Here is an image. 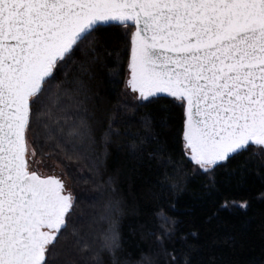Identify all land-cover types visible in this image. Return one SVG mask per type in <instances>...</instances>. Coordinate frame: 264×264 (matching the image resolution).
Here are the masks:
<instances>
[{
    "label": "snow or ice",
    "instance_id": "obj_1",
    "mask_svg": "<svg viewBox=\"0 0 264 264\" xmlns=\"http://www.w3.org/2000/svg\"><path fill=\"white\" fill-rule=\"evenodd\" d=\"M106 28L124 29L125 89L138 94L135 100L167 97L183 110L179 141L194 171L211 177L252 148L251 159L264 162V0H0V264H103L105 253L118 264L110 218L101 215L97 223L107 227L90 238L73 218L77 197L65 180L30 163L45 147L58 149L44 155L61 163L90 153L93 114L81 99V75L69 80V68L78 63L88 73L101 44L93 34ZM142 122L151 127L150 118ZM115 123L110 117L105 141L120 134ZM152 144L149 158L162 155L152 134L133 137L129 154L142 159ZM64 166L83 178L71 163ZM159 220L162 242L175 222L163 211ZM179 261L173 255L170 264ZM139 264L156 261L149 254ZM184 264H192L190 256Z\"/></svg>",
    "mask_w": 264,
    "mask_h": 264
},
{
    "label": "trees",
    "instance_id": "obj_2",
    "mask_svg": "<svg viewBox=\"0 0 264 264\" xmlns=\"http://www.w3.org/2000/svg\"><path fill=\"white\" fill-rule=\"evenodd\" d=\"M123 33V28L94 33L93 37L101 41L98 59L88 62L87 74L80 73L78 63L69 68V80L81 75V99L93 114L89 122L96 139L90 153L61 163L59 156L44 155L58 149H37V157L61 166L77 197L73 212L77 227L98 240L101 227L107 223L101 226L97 221L101 215L108 216L119 238L118 264H139L149 254L156 264H170L173 255L180 257L179 264H184L186 256L191 257L192 264H208L212 258L223 264H264V162L259 157L251 159L256 151L252 148L217 167L211 177L194 171L179 141L183 110L174 107L171 98L137 102L124 90L128 56ZM73 59L80 62L81 54L77 52ZM116 72L119 74L114 76ZM63 76L60 73L54 84ZM112 116L117 118L113 129L120 134L105 141ZM149 118L151 127L146 129L142 121ZM149 134L159 136L163 154L149 158L157 146L145 145L143 158L134 159L128 148L132 138L138 142ZM68 163L83 178L67 175L64 164ZM226 201L229 207L223 208ZM245 201L248 208H239ZM162 211L175 224L171 236L158 242ZM230 236L233 241L227 239ZM102 261L112 264L107 253Z\"/></svg>",
    "mask_w": 264,
    "mask_h": 264
},
{
    "label": "rangeland",
    "instance_id": "obj_3",
    "mask_svg": "<svg viewBox=\"0 0 264 264\" xmlns=\"http://www.w3.org/2000/svg\"><path fill=\"white\" fill-rule=\"evenodd\" d=\"M124 90L131 96V98L133 100H135L134 97L136 95H138V94H133V93H131L130 90H126L125 89V83H124ZM135 101H137V100H135ZM137 102H139V101H137ZM30 163H31L32 168L34 170H37L41 174L59 176L61 179L65 180L68 188L71 189L70 184L68 183L66 177L63 174L62 168H61V166L58 163H55L53 161H49V160H46V159H41V158L37 157V155L35 157V162H31L30 161Z\"/></svg>",
    "mask_w": 264,
    "mask_h": 264
}]
</instances>
